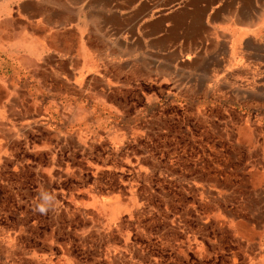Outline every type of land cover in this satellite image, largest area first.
Returning <instances> with one entry per match:
<instances>
[{
  "label": "crops",
  "instance_id": "obj_1",
  "mask_svg": "<svg viewBox=\"0 0 264 264\" xmlns=\"http://www.w3.org/2000/svg\"><path fill=\"white\" fill-rule=\"evenodd\" d=\"M180 1L0 0V206L14 174L23 206L44 203V194L46 206H78L67 198L79 185L71 164L108 146L109 132L145 131L134 160L154 156L171 168L156 177L157 192L150 188L155 206H188L194 216L185 225L196 245L185 254L264 264V0H250L259 10L247 14L224 13L222 0H187L220 16L185 12L172 22L167 6ZM140 2L146 12L107 21L136 15ZM160 98L169 104L158 108ZM168 129L176 133L162 143L146 138ZM205 131L214 137H193ZM138 257L158 264L149 253Z\"/></svg>",
  "mask_w": 264,
  "mask_h": 264
},
{
  "label": "rangeland",
  "instance_id": "obj_2",
  "mask_svg": "<svg viewBox=\"0 0 264 264\" xmlns=\"http://www.w3.org/2000/svg\"><path fill=\"white\" fill-rule=\"evenodd\" d=\"M248 1L245 0L241 7L232 4L231 11L238 9L239 13L247 14L250 10H259ZM187 2H176L167 8L171 12ZM228 2L232 0H222L220 10ZM144 3L140 2L137 6L138 13L147 11L148 3ZM261 5H264V1ZM160 11L163 8L154 12ZM216 12L206 5V16L211 17ZM138 13L116 17L126 20L137 17ZM108 18L110 24L116 25L111 17ZM259 21L257 23L261 25L264 18ZM1 56L12 58L6 53H1ZM166 102L169 104L168 100L160 98L156 106L159 108L158 105ZM143 133L145 131L140 130L130 134L124 131L121 134L109 132L108 146L102 145L99 151L92 148L93 153L89 158L71 164L79 185L78 190L74 191L77 192L75 196L70 194L67 198L72 202L74 199L75 204L84 208L83 212L76 211L78 206H72V209L69 206L58 209L56 206H46L48 210L45 213L37 211V206H23L26 191L21 189L20 175L14 174L8 180V206H0V264H140L138 254L144 252L149 253L158 264H193L195 261L212 264L211 260L204 263L202 257L194 256L191 259L185 254L188 247L192 250L196 245L188 238L187 230L193 229L185 225L194 218L191 209L188 206H155L156 200L150 188L153 194L158 191L155 185L161 180L156 177L163 175L162 168L168 163L155 164L154 156L153 160L148 158L151 163H142L143 159L134 160L136 151H140L139 147L143 144L138 142ZM175 133L168 129V132H159L155 137L150 132L146 138L161 137L162 143L165 138H173ZM193 137L202 140L214 136L205 131L193 133ZM101 141L102 137H99L96 142ZM159 148L162 149L161 156L172 153L171 147L169 153L167 148ZM151 149L155 150L153 147ZM148 151L153 155L150 149ZM156 166L158 176L154 172ZM110 201L113 206H106L105 203ZM133 206L139 208L136 210ZM51 207H56L54 213L59 217H52L49 212ZM203 214L199 213L197 217ZM208 218L210 216L206 213L205 219Z\"/></svg>",
  "mask_w": 264,
  "mask_h": 264
},
{
  "label": "bare ground",
  "instance_id": "obj_3",
  "mask_svg": "<svg viewBox=\"0 0 264 264\" xmlns=\"http://www.w3.org/2000/svg\"><path fill=\"white\" fill-rule=\"evenodd\" d=\"M197 1V0H196ZM199 1H201V0H199ZM198 1V2H199ZM207 1L208 0H206V3H207ZM126 2V1H125ZM249 2V1H248ZM144 2H142V4H143ZM206 3H204L205 4V6H203V4H200V3H192L191 1L190 2H187V3H185L184 5H182V6H179V7H177L176 9H173V10H171V14L172 15H174L175 17H174V19L172 18V22H173V20H175L176 18L178 19L179 17H181V15H182V13H185V12H187V13H193V12H198L197 14L196 13H194V15H196V16H198V15H202V16H204L205 15V7H206V5L208 4H206ZM232 2H228V3H226L225 4V6H224V8L223 9H221V11H223L224 13H226V12H228V11H231V7H232ZM243 4V3H242ZM141 5V4H140ZM144 5H145V3H144ZM191 5V8H190V10H189V6ZM29 7H31V6H29ZM29 9V8H28ZM139 10V9H138ZM145 10V9H144ZM143 10V11H144ZM207 10V9H206ZM142 12V11H141ZM156 13V12H155ZM186 13V14H187ZM239 13V12H238ZM139 14V13H138ZM212 14V13H211ZM114 16V15H113ZM163 15H162V11H160L159 12V16H158V19L157 20H155V22L157 23H161L162 21H161V17H162ZM185 16V15H184ZM218 16H220L219 14H218V11L216 12V13H214V14H212L211 15V18H213V17H215V18H217ZM118 17V16H117ZM116 16H114V17H111V20H112V22L114 23V24H116V25H120V24H122V23H125V19H119V18H117ZM168 17V16H167ZM192 17V16H191ZM193 17H195V16H193ZM161 18V19H160ZM109 19V18H108ZM170 19H171V17H170ZM194 19V18H193ZM198 19V18H197ZM180 20V19H179ZM179 20H177V22L179 21ZM184 20H185V18H184ZM195 20V19H194ZM174 22H176V21H174ZM110 23H111V21H110ZM159 23V24H160ZM180 23H182V20H181V22ZM129 24V23H128ZM153 24V23H152ZM174 24V23H173ZM125 25V24H124ZM155 25H157V24H155ZM159 26V25H158ZM154 27V26H153ZM153 29V28H152ZM155 29V28H154ZM171 32V31H170ZM190 34V33H189ZM192 34V33H191ZM194 36H195V33L193 34ZM196 35H197V33H196ZM190 36V35H189ZM169 37H174V36H169ZM168 38V37H167ZM165 43V42H164ZM165 45V44H164ZM171 56V55H170Z\"/></svg>",
  "mask_w": 264,
  "mask_h": 264
},
{
  "label": "clouds",
  "instance_id": "obj_4",
  "mask_svg": "<svg viewBox=\"0 0 264 264\" xmlns=\"http://www.w3.org/2000/svg\"><path fill=\"white\" fill-rule=\"evenodd\" d=\"M43 201L44 203H41L37 206V211H39L40 213H45L48 209L46 207L47 203L51 201V197L48 196L47 194L43 195Z\"/></svg>",
  "mask_w": 264,
  "mask_h": 264
}]
</instances>
